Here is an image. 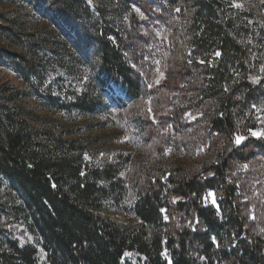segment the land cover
<instances>
[{
  "label": "trees",
  "instance_id": "1",
  "mask_svg": "<svg viewBox=\"0 0 264 264\" xmlns=\"http://www.w3.org/2000/svg\"><path fill=\"white\" fill-rule=\"evenodd\" d=\"M20 1L38 12L46 7L66 28L63 36L51 29L26 32L0 13V65L24 85L0 84V176L6 182L0 218L21 219L47 264H264V237L250 233L230 181L233 163L250 156L247 146L264 154L258 140L235 145L239 135L264 127V25L255 17L264 0H250L247 13L227 0ZM156 25L176 38L169 49L181 48L155 88L160 113L139 112L145 135L161 153L173 143V133L160 131L164 124L180 134L183 114L202 112L191 125L201 133L182 141L195 148L216 136L221 143L199 168L145 173L129 206L139 222L125 225L102 212L103 201L118 205L122 194L119 162L85 163L95 142L47 120L26 99L67 116L109 110L101 95L106 87L123 93L120 107L141 101L150 94L141 75L155 51L150 35ZM47 65L79 80L86 76L72 102L45 84ZM82 67L96 73L82 75ZM208 190L220 193L221 213L205 203ZM6 227L0 225V264H36L35 250L21 247Z\"/></svg>",
  "mask_w": 264,
  "mask_h": 264
},
{
  "label": "rangeland",
  "instance_id": "2",
  "mask_svg": "<svg viewBox=\"0 0 264 264\" xmlns=\"http://www.w3.org/2000/svg\"><path fill=\"white\" fill-rule=\"evenodd\" d=\"M249 1L227 0L233 8L243 12L253 8L249 5ZM0 13L5 15V18H15L16 24L25 28L26 32L36 29H51L56 35L63 36V27L66 28V25L51 10L44 7L38 12L32 5L25 4L20 0H1ZM258 14L255 17L264 25L263 7ZM163 28V25H156L153 30L151 29L150 37L155 45V51L153 56L148 59V64L142 69L143 75H141L144 91L145 93L150 92V94L144 96L141 101L120 107V100L124 99L123 93L113 86L106 87L102 90L101 95L103 102L109 106V110L103 111L98 116H85L77 113L67 116L66 113L56 110L42 111V108L36 104V99L31 97L26 99L28 105L36 109L47 120H51L52 123L62 122L66 131L79 130L78 137L89 136L90 142H95V144L90 145L91 153L83 156L85 163L101 167L109 163L119 162L117 178L122 183L120 184L122 194H119V199L116 201L118 205H114L112 199L103 201L104 210L102 212L110 220L120 224L139 222V220L133 219L129 206L134 198V186L136 182L143 180L145 173L160 176L163 171L173 168L175 170L190 167L199 168L209 159H213V156L216 157L215 147L221 143V139L216 136L208 144L195 148L182 141L183 138H191V135L201 133L200 127L191 125L202 115V112L192 114L188 111L183 114L180 120L182 124L180 134L174 131L173 124L165 123L160 131L163 134L173 133V143L166 146L161 153L156 152L154 142L145 135L144 128L138 121L139 112L145 110L150 113L151 117L160 113L162 103L159 100V91L155 88L165 82L166 72L171 68L172 62L180 56L179 49L181 47L179 43L174 48L169 49L171 41L176 39L171 36V29L164 30ZM93 66L94 64L90 65V67ZM90 67H82V75L95 74L96 70L92 71ZM46 68L43 71L45 84L53 86L55 94H59V89L62 90L60 92L66 94V97L61 94L58 95L62 101L72 102L74 100L73 95L82 91V84L85 82L86 76L79 80L65 74L61 69L48 68V65ZM0 84L17 88L24 87L18 74L12 68L4 65H0ZM152 119L154 120L152 122L157 123L156 119ZM79 125L86 126L87 129H83V127L78 129ZM258 132L264 133V127ZM238 137L245 138L239 144L236 143L237 138L235 139V145L238 147L250 139L258 140L264 144V135L253 136L252 133H249ZM244 152L250 153V156L248 159L240 158L233 163L231 168L233 179L231 178L230 181L235 185V193L238 196L242 215L248 224L250 233L264 237V154L251 146H247ZM168 175L169 172L166 173V176ZM172 175L175 176L174 178L178 177L176 173ZM5 186L6 182L0 176V198L3 196L2 191ZM209 193L212 195L210 196ZM204 201L221 213V195L219 192L208 190L205 193ZM163 212H165L164 209ZM19 220L21 219L17 218L11 222V220L2 217V219L0 218V225L7 226L6 228L17 238L21 247H31L35 250L36 264H47L39 239L27 231L23 222Z\"/></svg>",
  "mask_w": 264,
  "mask_h": 264
},
{
  "label": "snow or ice",
  "instance_id": "3",
  "mask_svg": "<svg viewBox=\"0 0 264 264\" xmlns=\"http://www.w3.org/2000/svg\"><path fill=\"white\" fill-rule=\"evenodd\" d=\"M217 55H220V53H217ZM253 136H260V135H264V133H260V132H252ZM243 139H245L244 137H237L236 139V143L239 144ZM209 195L211 196L212 194L209 193ZM214 202V201H213Z\"/></svg>",
  "mask_w": 264,
  "mask_h": 264
}]
</instances>
